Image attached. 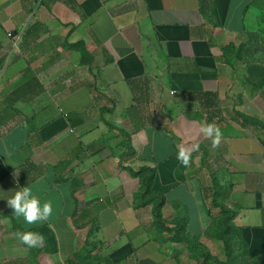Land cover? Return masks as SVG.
<instances>
[{"label":"crops","instance_id":"0c3cea01","mask_svg":"<svg viewBox=\"0 0 264 264\" xmlns=\"http://www.w3.org/2000/svg\"><path fill=\"white\" fill-rule=\"evenodd\" d=\"M253 1L0 0V264H186L161 200L208 247L224 203L264 253V91L236 58ZM23 187L51 202L47 221L14 215Z\"/></svg>","mask_w":264,"mask_h":264},{"label":"rangeland","instance_id":"374dc122","mask_svg":"<svg viewBox=\"0 0 264 264\" xmlns=\"http://www.w3.org/2000/svg\"><path fill=\"white\" fill-rule=\"evenodd\" d=\"M250 6L247 12V32L243 37L245 49L239 74L241 81L246 80L257 85L258 95L260 90L264 91V0H254ZM260 94L259 97L264 98V92ZM205 240L213 256L208 264H264V255L254 257L246 250L242 253L237 252L241 246L237 234L230 236L228 249H225L224 244L217 239ZM180 252L184 253L186 264H201L198 255L193 254L191 257L190 250L183 249Z\"/></svg>","mask_w":264,"mask_h":264},{"label":"trees","instance_id":"16d2710c","mask_svg":"<svg viewBox=\"0 0 264 264\" xmlns=\"http://www.w3.org/2000/svg\"><path fill=\"white\" fill-rule=\"evenodd\" d=\"M245 49V43H242L238 48H237V53H236V58L240 61H243V52ZM257 88V85L254 84ZM204 96H213L211 93H204ZM211 101V100H210ZM242 116L241 114H239ZM243 124H248L247 121H243ZM151 177H145L141 179V189H140V194L141 196H144L148 191H149V180ZM214 204H217L219 208L221 209L222 216L218 219L219 226L209 230L206 234L208 236H211L220 242H222L225 246V249L229 248V241H230V236H233L237 234V237L239 239V243L241 246L238 249V253H242L245 250L249 252V245L243 238V235L241 232H238V230L235 228L233 220L235 219L237 212L236 210H233L231 208H228L224 203H216V200H214ZM162 206H163V201L161 200L159 203H157L154 206L153 209V214L155 218V222L160 226V228L169 234H171V238L173 241L184 244L190 252H192L191 257L193 254H196L199 256L201 259V264H208L210 259L213 258L212 252L210 248L202 242L201 236H191L184 233V221L183 219H179L177 223L173 226H169L165 222L164 215L162 214ZM97 243H92L91 245L97 246ZM264 253L258 256H262ZM256 257V256H255ZM95 262L96 264H101L100 258L98 256L95 257Z\"/></svg>","mask_w":264,"mask_h":264},{"label":"clouds","instance_id":"9594fccd","mask_svg":"<svg viewBox=\"0 0 264 264\" xmlns=\"http://www.w3.org/2000/svg\"><path fill=\"white\" fill-rule=\"evenodd\" d=\"M200 133L207 139L211 140L213 149L218 148L222 133L215 124H207L200 128ZM199 150V144L193 143L191 146L180 145L176 159L184 167H189L192 161V153ZM8 206L13 209L16 217H23L28 225H36L38 222L47 221L52 214L51 202H45L42 206L38 197L32 194L30 187H23L14 192V195L7 199ZM16 237L21 243L28 247L42 246L44 237L42 234L25 231L17 232Z\"/></svg>","mask_w":264,"mask_h":264}]
</instances>
